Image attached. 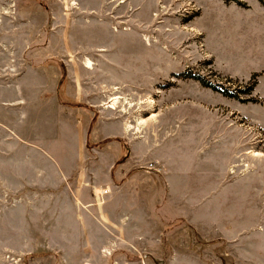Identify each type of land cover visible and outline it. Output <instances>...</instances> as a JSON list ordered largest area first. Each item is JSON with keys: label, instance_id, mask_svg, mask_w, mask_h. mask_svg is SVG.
I'll use <instances>...</instances> for the list:
<instances>
[{"label": "rangeland", "instance_id": "374dc122", "mask_svg": "<svg viewBox=\"0 0 264 264\" xmlns=\"http://www.w3.org/2000/svg\"><path fill=\"white\" fill-rule=\"evenodd\" d=\"M213 12L252 36L234 58L210 51ZM13 65L77 115L72 181L94 205L77 234L38 230L47 247L19 222L0 264H264V118L248 112L264 108V0H0V72Z\"/></svg>", "mask_w": 264, "mask_h": 264}, {"label": "crops", "instance_id": "0c3cea01", "mask_svg": "<svg viewBox=\"0 0 264 264\" xmlns=\"http://www.w3.org/2000/svg\"><path fill=\"white\" fill-rule=\"evenodd\" d=\"M216 13H212L205 27L200 22L201 30L212 29L216 46L210 51L217 60L224 59L221 55L234 58L239 41L245 42L252 36L238 30V21L235 25L231 14ZM229 32L231 37H237L231 39V47H226L224 41ZM13 66L21 72L19 75L14 74L13 67L6 69V73L0 72V246L8 248L14 244L16 226L23 221L26 248L47 247L53 240L45 235L37 237L38 230L77 234L71 225L79 224V229L84 228L78 220L86 206L94 205V196L89 186L80 185L78 177L72 181L80 168L77 115L67 110L64 116L62 104L48 106L46 88L49 84L45 76L44 80L37 78L42 69L33 72L26 71V66L24 69ZM50 90L56 92V82L50 84ZM259 90L264 97V72ZM248 112L253 116L261 112L264 118L261 105L250 104ZM149 164L156 167L153 162ZM173 177H167L169 184ZM77 237L70 243L62 239L61 246L81 247L83 236Z\"/></svg>", "mask_w": 264, "mask_h": 264}, {"label": "bare ground", "instance_id": "6f19581e", "mask_svg": "<svg viewBox=\"0 0 264 264\" xmlns=\"http://www.w3.org/2000/svg\"><path fill=\"white\" fill-rule=\"evenodd\" d=\"M146 39V38H145ZM86 67H88V68H93V62L91 61V59H87V61H86ZM118 99H119V97H115V101H114V103H117L118 102ZM151 102H152V100H151ZM146 123V120L144 119V118H138V124L139 125H144ZM110 191V189H107V190H104L103 192L104 193H108ZM96 192V191H95ZM98 194V192H96V195Z\"/></svg>", "mask_w": 264, "mask_h": 264}, {"label": "trees", "instance_id": "16d2710c", "mask_svg": "<svg viewBox=\"0 0 264 264\" xmlns=\"http://www.w3.org/2000/svg\"><path fill=\"white\" fill-rule=\"evenodd\" d=\"M228 95L232 96V95H235V94H231V93H229Z\"/></svg>", "mask_w": 264, "mask_h": 264}, {"label": "built area", "instance_id": "2783aa9c", "mask_svg": "<svg viewBox=\"0 0 264 264\" xmlns=\"http://www.w3.org/2000/svg\"><path fill=\"white\" fill-rule=\"evenodd\" d=\"M151 167H152V165H151Z\"/></svg>", "mask_w": 264, "mask_h": 264}]
</instances>
